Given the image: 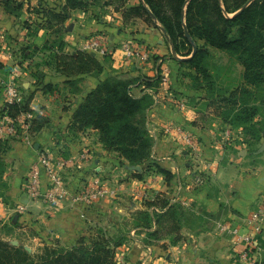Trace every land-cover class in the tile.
I'll list each match as a JSON object with an SVG mask.
<instances>
[{
	"label": "crops",
	"instance_id": "0c3cea01",
	"mask_svg": "<svg viewBox=\"0 0 264 264\" xmlns=\"http://www.w3.org/2000/svg\"><path fill=\"white\" fill-rule=\"evenodd\" d=\"M53 1L31 0L24 4L19 16H14L0 0V75L16 78L24 94L31 97L30 108L45 111L49 119L45 127L38 131L31 129L27 137L9 138L10 148L2 153L5 172L0 179V194L5 209L0 220L5 223L18 219L25 226H41L42 234H46L43 238L48 241L56 238L64 246L74 245L97 226L110 235L123 228L126 241L118 248L117 264H264V219L258 223H250L248 219L264 198V130L258 136L247 134L243 127L232 126L224 118L226 104L220 101L229 96L221 88H236L244 67L238 63L239 73L226 77L216 75V66L209 65L215 74L216 92H208L203 77L183 63L192 55L176 53L161 26L149 25L140 18L125 22L123 9L116 11L112 4L106 8H111L113 16L111 12L107 16L99 13L97 19L92 17V10H76L62 32L38 28L31 29L33 34L26 37L28 28L24 21L30 20L33 14L30 9L37 8L40 2L59 8L64 3ZM37 20L41 18L38 16ZM98 34L118 43L113 55L90 52L103 63L104 69L98 74L68 77L48 62L44 51L36 53L31 62L20 64L18 60L26 39L43 47L60 37L65 42L64 51L74 53L83 50L85 41ZM125 40L153 47L152 59L126 62L119 45ZM202 43L203 40H198V44ZM209 49V62L215 56L218 68L229 67L232 59L226 51ZM166 67L170 73L169 86L153 89L141 85L134 87L133 92L137 96L144 93L153 96L154 103L147 111V125L154 138L151 158L170 171L171 177L168 180L154 168L147 172L144 169L143 177L139 178L134 173L140 171L129 170L127 166L132 164L124 159L121 163L115 153L104 147L98 130H78L72 125V116L85 95L101 80L114 75L154 78L163 74ZM68 79L78 80L76 87L66 85ZM49 83L58 86L59 91L44 92L43 85ZM4 98L0 85V122ZM254 121L257 128L264 129V103ZM186 136L191 138L190 143L186 142ZM44 150L63 157H77L85 151L89 158L77 161L68 171L69 185L76 188L84 179L98 176L117 193L91 205L66 200L51 206L31 199L25 191V182ZM42 185L47 187L45 175ZM162 198L168 200V206L177 205L181 215L171 222L158 224L152 220L145 225L139 214L163 213L168 206L162 207ZM153 201L157 204H148ZM20 205L26 207L25 212L18 210ZM117 217L122 221H117ZM223 226L237 229L240 236L253 235L246 258L239 253L236 235L222 231ZM148 231L157 234L149 237Z\"/></svg>",
	"mask_w": 264,
	"mask_h": 264
},
{
	"label": "trees",
	"instance_id": "16d2710c",
	"mask_svg": "<svg viewBox=\"0 0 264 264\" xmlns=\"http://www.w3.org/2000/svg\"><path fill=\"white\" fill-rule=\"evenodd\" d=\"M30 1L2 0L5 9L14 16H19L24 4ZM102 2L112 4L116 11L123 9L125 22L140 18L149 25L161 26L176 53L192 55L183 63L203 77L208 92H216L215 74L209 68V47L224 50L235 57L244 70L236 88H221L229 92V96L220 100L226 104L224 118L232 126L243 127L247 134L261 135L264 129L257 128L254 119L264 103V0H137L134 3L130 0H64L60 8L40 3L37 13L41 21L25 23L24 26L28 28L26 37L33 34L31 29L38 28L60 33L73 11L88 12ZM98 16L94 18L99 19ZM198 40L204 43L200 45ZM23 44L20 47V64L28 60L31 62L30 59L36 53L44 51L48 62L68 77L98 74L104 69L102 61L90 52L81 49L74 53L65 52V42L60 37L51 43L46 42L43 47L27 39ZM77 81L68 79L65 83L76 87ZM141 85L158 89L160 76L114 75L101 80L78 104L72 116V125L78 130H98L104 147L115 153L121 163H124V159L132 165H141V171L145 169L144 172L155 168L169 180L171 172L154 163L151 158L154 138L147 125V111L154 100L150 93L141 96L134 94V87ZM57 88L49 83L44 84L42 90L54 93L59 91ZM30 100L31 97L26 96L24 108H29ZM20 108L18 104L3 105L2 113L15 117L20 113ZM48 123L45 114L37 115L33 119L32 129L41 130ZM9 142V138H0V179L5 172L2 153L10 148ZM141 171L134 173V176L142 178L144 172ZM160 202L162 207L169 203L165 198L160 199ZM148 204L155 205L157 201ZM180 215L177 205L168 206L163 213L154 211L139 214L145 225L152 220L158 224L167 220L171 222ZM156 232L148 231L147 235L153 237ZM125 241L123 235H110L105 229L99 228L93 235L81 237L72 246L61 245L56 240L54 245L45 244L41 253L35 254L25 246L15 245L0 236V264H117L118 248Z\"/></svg>",
	"mask_w": 264,
	"mask_h": 264
},
{
	"label": "built area",
	"instance_id": "2783aa9c",
	"mask_svg": "<svg viewBox=\"0 0 264 264\" xmlns=\"http://www.w3.org/2000/svg\"><path fill=\"white\" fill-rule=\"evenodd\" d=\"M116 41L107 35H94L83 44V50L87 52L98 53L100 56H109L114 54ZM126 62L150 61L154 53L153 47L148 44L138 43L135 41L125 40L120 42ZM163 74L160 75V86L167 87L170 84L169 68L163 69ZM15 77V76H14ZM0 85L4 92V105L18 104L21 106L20 113L12 117L8 114H3L0 122V136L3 138L27 137L33 127V119L37 115L45 114V111L26 109L23 105L26 103V95L23 92L22 85L16 78H7L0 75ZM186 142H191L189 136L185 137ZM89 158L84 151L77 157L56 156L52 151L44 150L40 152V157L30 169L25 182V191L33 200H42L44 203L54 206L66 200H71L72 203L91 205L100 198L116 194L118 190L105 185L102 178L92 176L84 179L81 186L72 188L67 180L69 170L77 164V161ZM47 178V187L43 188L42 177ZM5 209L3 196L0 194V219ZM20 212H25L26 207L20 205ZM250 223L261 222L264 219V198L257 209L248 218ZM222 231L236 235V244L239 253L243 258H246L251 251L254 241L253 235L240 236L237 229H231L228 226H223Z\"/></svg>",
	"mask_w": 264,
	"mask_h": 264
},
{
	"label": "rangeland",
	"instance_id": "374dc122",
	"mask_svg": "<svg viewBox=\"0 0 264 264\" xmlns=\"http://www.w3.org/2000/svg\"><path fill=\"white\" fill-rule=\"evenodd\" d=\"M43 1V0H41ZM53 1V0H52ZM58 0H55L53 2H56ZM103 1V0H102ZM108 1V0H107ZM110 1V0H109ZM41 3V2H40ZM39 3V4H40ZM134 3V2H132ZM38 4V6H36L37 8L40 7V5ZM106 6H108V4H105V2L100 3L99 5H95L93 6L90 10H92V17L97 16L99 13H102V15H110L111 12V8H106ZM37 8H33L30 9L31 16H30V20H26L24 21L27 24H32L34 21H38V13H37ZM112 13V12H111ZM112 16L114 15L113 13L111 14ZM37 17L36 20H34L32 17ZM108 17H106L107 19ZM113 18V17H112ZM11 38V37H10ZM12 39V38H11ZM19 51V48H18ZM227 56H229L228 58H231L232 61L230 62L229 67L227 68H218L217 64H216V57H212L211 62L209 63V65L211 67L216 66L215 69V73H217L218 75H224V76H228V74H233V73H239L238 72V62L234 59L235 57L230 56L229 54H227ZM17 60V59H16ZM19 60V58H18ZM17 60V61H18ZM212 69V68H211ZM117 221H122V218H116ZM100 227H94L93 231H89L90 234L87 236L89 237L90 235H93L95 231H97ZM124 233V229L120 228L119 231L113 233V235L115 236H121ZM46 234H42V228L41 226H30V225H24L23 222H19V220H13V221H7L5 223H3V221L0 220V236L7 240V241H18V244H21L23 246L26 247H30L31 248V252L35 253V254H39L41 253V251L44 248L45 244H49V245H54L56 242V238H51V240L48 241V239L43 238V236H45ZM46 237V236H45Z\"/></svg>",
	"mask_w": 264,
	"mask_h": 264
},
{
	"label": "water",
	"instance_id": "95a60500",
	"mask_svg": "<svg viewBox=\"0 0 264 264\" xmlns=\"http://www.w3.org/2000/svg\"><path fill=\"white\" fill-rule=\"evenodd\" d=\"M95 54V53H93ZM127 168L131 171H141L142 170V166L141 165H128ZM13 244L18 245V241H12ZM26 249L28 251H31L30 247H26ZM262 256L264 258V252L262 253Z\"/></svg>",
	"mask_w": 264,
	"mask_h": 264
}]
</instances>
